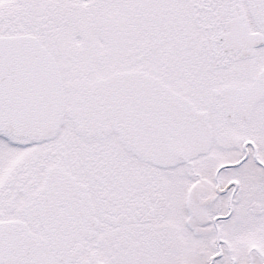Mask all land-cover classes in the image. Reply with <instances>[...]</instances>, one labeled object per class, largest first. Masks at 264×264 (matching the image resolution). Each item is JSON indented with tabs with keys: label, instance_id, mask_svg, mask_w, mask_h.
<instances>
[{
	"label": "snow or ice",
	"instance_id": "obj_1",
	"mask_svg": "<svg viewBox=\"0 0 264 264\" xmlns=\"http://www.w3.org/2000/svg\"><path fill=\"white\" fill-rule=\"evenodd\" d=\"M0 264H264V0H0Z\"/></svg>",
	"mask_w": 264,
	"mask_h": 264
}]
</instances>
